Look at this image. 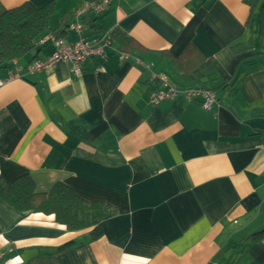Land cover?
Returning a JSON list of instances; mask_svg holds the SVG:
<instances>
[{
  "label": "crops",
  "instance_id": "obj_1",
  "mask_svg": "<svg viewBox=\"0 0 264 264\" xmlns=\"http://www.w3.org/2000/svg\"><path fill=\"white\" fill-rule=\"evenodd\" d=\"M0 0L52 3L38 47L0 67V175L57 182L115 208L103 234L0 198V264H264V49L243 0ZM109 33L106 58L30 73L67 43ZM46 42L41 43V40ZM239 51L233 49L237 45ZM216 92L153 104L157 77Z\"/></svg>",
  "mask_w": 264,
  "mask_h": 264
},
{
  "label": "trees",
  "instance_id": "obj_2",
  "mask_svg": "<svg viewBox=\"0 0 264 264\" xmlns=\"http://www.w3.org/2000/svg\"><path fill=\"white\" fill-rule=\"evenodd\" d=\"M257 12L259 38L264 49V0H243ZM54 12L52 3L35 7L25 3L12 9L0 11V67L9 66L38 47L39 37L48 28ZM239 44L233 45L236 51ZM0 198L19 211L40 212L54 215L57 223L69 231L92 228V236L103 234V221L116 210L103 201H88L80 197L63 182L55 183L45 193H38L30 176L22 175L7 181L0 175ZM264 236V230L257 234Z\"/></svg>",
  "mask_w": 264,
  "mask_h": 264
},
{
  "label": "built area",
  "instance_id": "obj_3",
  "mask_svg": "<svg viewBox=\"0 0 264 264\" xmlns=\"http://www.w3.org/2000/svg\"><path fill=\"white\" fill-rule=\"evenodd\" d=\"M113 0H93L82 11L75 13L76 21L70 27L80 34L83 30V23L79 20L83 13L92 12L96 15L105 14ZM53 41L55 49L51 55L45 60H34L27 70L30 73L40 72L43 70L53 69L60 62H70L74 65L76 73H80V65L86 60L94 57L101 59L106 58V47L110 46L112 39L109 33L99 37V40H87L80 36L74 43H67L62 38L54 35L49 37ZM41 43L46 40H41ZM158 87L152 95L153 104L158 105L164 100H175L184 95L187 99L199 101L205 109L211 110L216 102V92L211 89L195 87L184 88L175 85L167 75H159L157 77ZM5 81H0V86Z\"/></svg>",
  "mask_w": 264,
  "mask_h": 264
}]
</instances>
